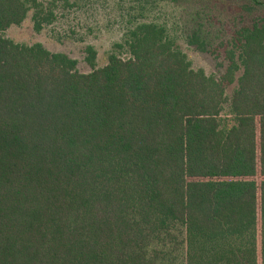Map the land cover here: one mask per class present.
Instances as JSON below:
<instances>
[{
  "label": "trees",
  "instance_id": "trees-1",
  "mask_svg": "<svg viewBox=\"0 0 264 264\" xmlns=\"http://www.w3.org/2000/svg\"><path fill=\"white\" fill-rule=\"evenodd\" d=\"M186 1L205 2L186 41L223 58L220 78L157 21L115 45L128 59L98 68L88 46L89 74L0 35V264H264V21L214 12L264 2ZM60 2L0 0V32L32 15L41 33Z\"/></svg>",
  "mask_w": 264,
  "mask_h": 264
},
{
  "label": "rangeland",
  "instance_id": "rangeland-1",
  "mask_svg": "<svg viewBox=\"0 0 264 264\" xmlns=\"http://www.w3.org/2000/svg\"><path fill=\"white\" fill-rule=\"evenodd\" d=\"M57 22L37 33L32 15L19 27H12L0 35L22 45L43 44L53 53H64L78 62L83 74L92 72L86 62V48L93 46L97 51V67L108 64L109 56L117 53L125 59L130 55L115 47L123 43L126 32L137 23L157 21L164 23L178 41L181 50L188 56L195 70L203 69L209 76L220 78L225 73V62L221 56L198 52L186 41V34L193 26V15L205 2L192 3L186 0H60ZM68 1L69 4L65 2ZM263 1L264 0H260ZM235 4V3H234ZM243 5V4H241ZM244 6V5H243ZM264 10L249 9L235 13L234 9L214 5L215 17L226 24V30L252 26L264 21ZM234 14V15H233ZM217 30V29H214ZM237 85L228 88L227 95L233 96ZM236 125L230 105L222 114V128Z\"/></svg>",
  "mask_w": 264,
  "mask_h": 264
}]
</instances>
